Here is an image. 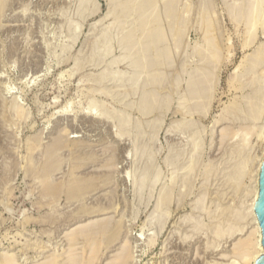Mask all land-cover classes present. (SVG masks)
<instances>
[{
	"label": "rangeland",
	"instance_id": "1",
	"mask_svg": "<svg viewBox=\"0 0 264 264\" xmlns=\"http://www.w3.org/2000/svg\"><path fill=\"white\" fill-rule=\"evenodd\" d=\"M129 1L0 0V264L254 262L264 0Z\"/></svg>",
	"mask_w": 264,
	"mask_h": 264
},
{
	"label": "water",
	"instance_id": "2",
	"mask_svg": "<svg viewBox=\"0 0 264 264\" xmlns=\"http://www.w3.org/2000/svg\"><path fill=\"white\" fill-rule=\"evenodd\" d=\"M254 212L261 229L262 245L264 248V156L261 164L259 180H258V196L254 203ZM255 264H264V253L260 255Z\"/></svg>",
	"mask_w": 264,
	"mask_h": 264
},
{
	"label": "bare ground",
	"instance_id": "3",
	"mask_svg": "<svg viewBox=\"0 0 264 264\" xmlns=\"http://www.w3.org/2000/svg\"><path fill=\"white\" fill-rule=\"evenodd\" d=\"M130 3L131 2H134L133 0H131V1H129ZM137 9H139V10H144V5H143V3H137ZM159 38V37H158ZM150 41V40H149ZM152 44V43H151ZM150 44V45H151ZM150 48H152V45L150 46ZM145 65V64H144ZM262 162H263V159L261 160V162L259 163V165H258V169H257V182H258V180H259V173H260V168H261V164H262ZM257 196H258V186H257V188H256V191H255V194H254V198H253V202H252V213H253V218H254V220H255V223H256V225H257V232H258V239H257V241H256V243H257V245L259 246V248H258V250H256V253L255 254H253V256H254V262L252 263V264H255V261L257 260V258L260 256V255H262L263 253H264V248H263V245H262V235H261V229H260V227H259V224H258V221H257V218H256V215H255V212H254V203H255V201H256V199H257ZM252 246H254V245H252ZM254 249V248H253ZM128 252H130V251H128ZM128 252H127V254H128ZM126 254V253H125ZM121 256V255H120ZM123 256H124V254H123ZM126 256V255H125ZM128 257L129 256H127V257H125V259L126 260H128ZM6 258V257H5ZM11 258V257H10ZM120 258V257H119ZM118 258V259H119ZM4 259V258H3ZM5 260V259H4ZM12 259H9V258H7L5 261H4V263L3 264H15L14 263V261L12 262L11 261ZM122 260V258L120 259V261ZM134 260V259H133ZM118 261V260H117ZM119 261V262H120ZM124 262H125V260H123ZM116 262V261H115ZM124 262H120L119 264H124ZM1 263V262H0ZM62 263V262H61ZM48 264H50V263H48ZM64 264V263H63ZM66 264H68V263H66ZM114 264V263H113ZM117 264V263H116Z\"/></svg>",
	"mask_w": 264,
	"mask_h": 264
}]
</instances>
